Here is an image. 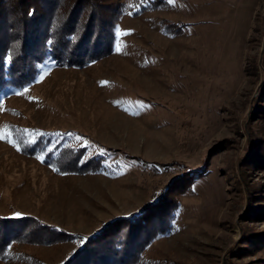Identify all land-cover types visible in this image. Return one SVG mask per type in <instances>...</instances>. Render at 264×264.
<instances>
[{
  "label": "rangeland",
  "instance_id": "1",
  "mask_svg": "<svg viewBox=\"0 0 264 264\" xmlns=\"http://www.w3.org/2000/svg\"><path fill=\"white\" fill-rule=\"evenodd\" d=\"M167 1L125 0L110 54L48 59L30 84L0 92V133L16 145L0 139V214L87 234L199 167L141 264H264V168L247 159L250 136L264 135V0ZM42 136L106 155L105 168L56 171L25 150ZM76 243H20L0 264H56Z\"/></svg>",
  "mask_w": 264,
  "mask_h": 264
},
{
  "label": "trees",
  "instance_id": "2",
  "mask_svg": "<svg viewBox=\"0 0 264 264\" xmlns=\"http://www.w3.org/2000/svg\"><path fill=\"white\" fill-rule=\"evenodd\" d=\"M133 2L134 10L168 4L167 0ZM125 8V0H0V92L30 84L48 59L60 66H83L110 54L116 23ZM164 24L180 31L176 23ZM256 97L255 110L261 111L257 116L263 119L260 99L264 97V78ZM248 145L247 159L263 169L264 135L253 134ZM25 150L42 152V160L60 173L105 168L106 155H88L84 145L61 140L51 145L42 136ZM199 170L184 168L139 208L113 217L87 234L63 231L28 214H0V255L8 254L20 243H54L72 238L77 240L76 246L56 264H141L150 243L174 228L180 208L178 194L189 187Z\"/></svg>",
  "mask_w": 264,
  "mask_h": 264
},
{
  "label": "snow or ice",
  "instance_id": "3",
  "mask_svg": "<svg viewBox=\"0 0 264 264\" xmlns=\"http://www.w3.org/2000/svg\"><path fill=\"white\" fill-rule=\"evenodd\" d=\"M170 2H172V0H170ZM0 139L8 140L9 143H13L14 146H16L15 143L11 139H9L7 133H0ZM17 150H19V148Z\"/></svg>",
  "mask_w": 264,
  "mask_h": 264
}]
</instances>
